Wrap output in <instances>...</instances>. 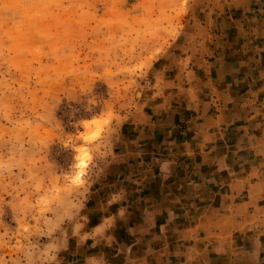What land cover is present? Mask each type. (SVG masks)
Wrapping results in <instances>:
<instances>
[{"label":"crops","instance_id":"crops-1","mask_svg":"<svg viewBox=\"0 0 264 264\" xmlns=\"http://www.w3.org/2000/svg\"><path fill=\"white\" fill-rule=\"evenodd\" d=\"M214 1L35 264H264V0Z\"/></svg>","mask_w":264,"mask_h":264},{"label":"rangeland","instance_id":"rangeland-1","mask_svg":"<svg viewBox=\"0 0 264 264\" xmlns=\"http://www.w3.org/2000/svg\"><path fill=\"white\" fill-rule=\"evenodd\" d=\"M211 4L0 0V264L65 244L95 159L189 53L183 39Z\"/></svg>","mask_w":264,"mask_h":264}]
</instances>
